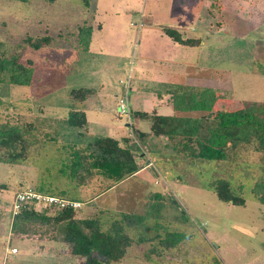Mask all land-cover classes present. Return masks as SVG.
<instances>
[{
    "label": "rangeland",
    "instance_id": "obj_1",
    "mask_svg": "<svg viewBox=\"0 0 264 264\" xmlns=\"http://www.w3.org/2000/svg\"><path fill=\"white\" fill-rule=\"evenodd\" d=\"M160 26L179 28L182 37L200 43L184 47L164 34L160 39L152 29ZM40 37L47 46L26 42ZM0 43L33 69L28 84L0 83V125L27 131L24 158L0 162V264H82L63 243L47 239L57 232L11 235L13 199L27 187L81 201L75 217H95L102 229L122 213L143 215L142 224L125 228L136 242L109 264H264V201L252 191L258 181L264 187V157L254 140L227 145L224 160H209L185 156L168 137L149 133L140 140L146 155L136 160L147 157L157 175L145 169L113 184L99 171L72 178L61 170L73 145L121 139L131 134L127 124L149 132V119L118 113L127 81L132 109L148 112H163L162 99L181 102L173 92H183L185 74L217 86V108L264 102V0H0ZM79 87L94 89L83 103L70 98ZM81 106L86 129L68 126V112ZM217 191L244 203L219 199ZM168 231L184 238L164 249L159 238ZM48 243L60 249L40 250Z\"/></svg>",
    "mask_w": 264,
    "mask_h": 264
},
{
    "label": "trees",
    "instance_id": "obj_2",
    "mask_svg": "<svg viewBox=\"0 0 264 264\" xmlns=\"http://www.w3.org/2000/svg\"><path fill=\"white\" fill-rule=\"evenodd\" d=\"M81 32L89 33L87 30ZM163 32L174 42L183 45H197L198 39L182 38V32L173 27L162 28ZM88 35V34H87ZM89 41L87 37L84 41ZM27 44L35 49L47 46V37L26 40ZM32 63L19 61L15 54L7 53L0 43V83L11 85L28 84L32 74ZM93 89L79 87L70 90V98L82 102ZM179 98L180 103L173 102V108L179 111H201L203 115L191 116H163L154 115L150 118L149 133L155 136L164 135L173 142V147L191 158H203L224 160L225 148L234 142L249 143L254 140L255 148L262 152L264 157V102L248 101L236 109L217 108L219 94L208 87L185 86L181 94L174 93V98ZM131 114V113H130ZM133 115L147 117L144 112H133ZM66 123L70 127H86V117L83 109L70 110L66 117ZM29 127L34 129L33 123ZM133 131V130H132ZM131 131V132H132ZM27 131L16 125H0V162L16 163L24 158L27 142L24 137ZM130 144L119 145L118 141L111 137H95L88 141L82 151L73 150L72 159L66 168L61 170L69 176L76 178L79 171H99L105 178L114 184L124 174H135L142 164L136 157L146 150L140 140L147 133L139 130L132 132ZM127 141L129 139H126ZM143 162V161H142ZM113 184L110 185L113 186ZM2 188V185H0ZM262 182L254 184L252 191L259 201H264V187ZM159 196V195H155ZM217 197L233 204L242 205L244 199L237 195L225 194L217 191ZM144 216L136 213H122L116 220H112L109 227L102 229V223L95 217L77 219L73 209L61 210L44 208L36 210L33 205H24L15 214H11L10 232L18 237H28L45 232V235H54L49 241L63 243L66 253L83 258L82 264H109L119 261L126 249L134 244V241L125 231V228L134 224H142ZM58 238V239H56ZM184 234L168 231L159 238L162 248L175 246ZM144 239H138L142 242Z\"/></svg>",
    "mask_w": 264,
    "mask_h": 264
},
{
    "label": "crops",
    "instance_id": "obj_3",
    "mask_svg": "<svg viewBox=\"0 0 264 264\" xmlns=\"http://www.w3.org/2000/svg\"><path fill=\"white\" fill-rule=\"evenodd\" d=\"M131 23V22H130ZM135 25L137 26V27H140L141 26V23H139L138 25L135 23ZM164 26H160V27H158V28H152L153 30H159V32H160V39H162L163 37L162 36H164V35H166L164 32H163V30H162V28H163ZM166 27H170V26H166ZM97 28H98V30H100L101 29V25L100 24H98L97 25ZM174 28V27H173ZM151 29V28H150ZM150 29H148L147 30V32H146V35L147 34H149V30ZM177 29V28H176ZM178 31H180V32H182V30H180L179 28L177 29ZM156 31V32H157ZM162 34V35H161ZM164 34V35H163ZM145 35V36H146ZM167 36V35H166ZM167 38H169L172 42H173V44H175V45H180V46H184V47H186V46H188V47H193V46H195V45H193V46H189V45H183V44H180V43H178V42H174L169 36H167ZM182 38H186V37H182ZM90 41V40H89ZM200 43V42H199ZM152 59H160V60H165V59H163V58H152ZM141 60H145V61H147V59H141ZM128 65H130V63L128 64ZM133 65H137V61H135L134 63H133ZM209 81L210 80H200V78H195V76L194 75H190V74H185V76H184V78H183V82H182V86L183 87H185V86H189V87H208V88H216L217 86L216 85H212L211 83H209ZM87 88H92V87H87ZM93 89V88H92ZM130 88H129V93H128V103H129V107H130V113H131V115L132 116H134V117H138V118H141V119H149L150 120V118H151V116H154V115H163V116H171V115H181V116H191V115H186V114H184V112L183 111H179V110H176V109H174L173 108V106H172V104H171V102H170V99H162L161 101H159V103L158 104H160V103H162V105H164L165 107L162 109L163 110V112H157L156 111V109L155 108H152V109H150L149 111L150 112H148V111H146V110H135V109H132V106H131V102H130V100H129V94H130ZM93 91H94V89H93ZM93 93V92H92ZM173 93H176V92H173ZM171 94H167V96H170ZM166 96V97H167ZM85 101V100H84ZM84 101H82V102H80V103H83ZM79 102V101H78ZM77 109H83L84 110V113H85V117H86V127H87V122H88V118H87V116H86V109L84 108V106H81V107H79V108H77ZM133 112H144V113H146L147 114V117H140V116H137V115H133ZM191 112V111H190ZM198 114V113H197ZM197 117H198V115H196ZM196 116H191V117H196ZM130 128H129V131L131 132L133 129H132V125H129V124H127ZM86 127H85V129H86ZM149 127H150V124H149ZM137 130H139V129H137ZM149 130H150V128H149ZM139 131H141V130H139ZM141 132H143V131H141ZM144 133H146V132H144ZM147 134H149V132L147 133ZM101 137H106V136H101ZM107 137H110V136H107ZM133 136H132V132H131V134H124L123 136H121V139H116V138H114V139H116L117 141H118V143H119V145H125V144H130L131 143V138H132ZM111 138H113V137H111ZM126 139H129L128 141L126 140ZM83 148H84V145L81 147V148H77V147H75L74 145L70 148V158L72 159V151L73 150H80V151H82L83 150ZM142 155V157L144 156V155H146L145 154V152L143 153V154H141ZM150 165V162H149V160H147V157H146V159H144L143 160V164H142V167L136 172V173H139V172H141V171H144L145 169H150V170H152V171H154V173L157 175V173H156V171L155 170H153V169H151V167L149 166ZM120 181V180H119ZM118 181V182H119ZM117 183V182H116ZM36 189V188H35ZM37 190H39V191H43V192H46V191H44V190H42V189H37ZM48 193H50V192H48ZM52 194V193H51ZM55 195H59V196H63V197H67V198H69L68 196H66L65 194H63V193H57V194H55ZM52 242H54V243H60V242H58V241H52ZM49 244V243H48ZM41 245L42 247H41V249L40 250H47V251H55V250H58V249H60V248H57L55 245ZM61 250L62 251H64L65 252V249L64 248H61ZM66 253V252H65Z\"/></svg>",
    "mask_w": 264,
    "mask_h": 264
},
{
    "label": "built area",
    "instance_id": "obj_4",
    "mask_svg": "<svg viewBox=\"0 0 264 264\" xmlns=\"http://www.w3.org/2000/svg\"><path fill=\"white\" fill-rule=\"evenodd\" d=\"M132 26L135 25L134 22L130 23ZM128 81L125 83V89L121 97L118 99V109L120 115H125L128 117L129 111V103H128ZM33 205L36 210L37 207L39 208H49V209H56L61 210L64 208L70 209H78L82 207V202L76 199H71L43 191H39L35 188L27 187L24 189H18L15 193L12 207H11V214H15L21 207L24 205ZM11 253H15V248L10 249Z\"/></svg>",
    "mask_w": 264,
    "mask_h": 264
},
{
    "label": "water",
    "instance_id": "obj_5",
    "mask_svg": "<svg viewBox=\"0 0 264 264\" xmlns=\"http://www.w3.org/2000/svg\"><path fill=\"white\" fill-rule=\"evenodd\" d=\"M150 166V165H149ZM151 167V166H150ZM151 169H153V167H151ZM154 170V169H153ZM128 176V174H125L121 179H124Z\"/></svg>",
    "mask_w": 264,
    "mask_h": 264
}]
</instances>
